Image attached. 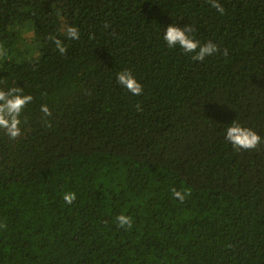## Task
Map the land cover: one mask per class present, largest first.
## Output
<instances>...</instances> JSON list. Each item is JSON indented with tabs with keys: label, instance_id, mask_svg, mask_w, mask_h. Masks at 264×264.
Returning <instances> with one entry per match:
<instances>
[{
	"label": "trees",
	"instance_id": "16d2710c",
	"mask_svg": "<svg viewBox=\"0 0 264 264\" xmlns=\"http://www.w3.org/2000/svg\"><path fill=\"white\" fill-rule=\"evenodd\" d=\"M218 2L0 0V89L33 96L21 136L0 130V264H264V0ZM170 24L220 51L169 48ZM235 120L257 149L225 139Z\"/></svg>",
	"mask_w": 264,
	"mask_h": 264
},
{
	"label": "clouds",
	"instance_id": "9594fccd",
	"mask_svg": "<svg viewBox=\"0 0 264 264\" xmlns=\"http://www.w3.org/2000/svg\"><path fill=\"white\" fill-rule=\"evenodd\" d=\"M209 2L221 15L224 14L225 9L218 0H209ZM194 32L195 28L191 24L185 27L170 24L166 27L163 39L169 48L179 46L185 53L193 54L192 59L195 61L202 62L206 57L220 51L219 47L211 40L202 44L199 40L194 39ZM66 35L71 40L80 38V32L76 26H67ZM49 38L54 42L60 54L67 52V48L60 39L55 36ZM5 54V49L0 47V56ZM224 55H227V49L224 50ZM116 81L122 88L135 96H140L144 91L142 84L138 82L130 70L119 72ZM32 100L33 96L31 94H24L23 87L14 85L6 90L0 89V130H3L9 139L15 140L21 136V115ZM40 110L44 117L52 115L46 104H42ZM225 139L237 151L257 149L262 143V138L256 131L243 126L237 120L226 127ZM171 192L173 198L180 202H184L191 195L190 191L177 190L176 188H172ZM62 199L66 204L71 205L77 199V196L75 192H66ZM116 221L121 228L131 229L133 226V218L128 215L120 214L116 217Z\"/></svg>",
	"mask_w": 264,
	"mask_h": 264
},
{
	"label": "rangeland",
	"instance_id": "374dc122",
	"mask_svg": "<svg viewBox=\"0 0 264 264\" xmlns=\"http://www.w3.org/2000/svg\"><path fill=\"white\" fill-rule=\"evenodd\" d=\"M18 28H20V30L22 29V32H23V33H20L18 42L22 43V39H23V40L27 41V45H30L32 43V41H33V38H32V33L29 30V27L26 24V22H24V24H19ZM28 43H30V44H28Z\"/></svg>",
	"mask_w": 264,
	"mask_h": 264
}]
</instances>
